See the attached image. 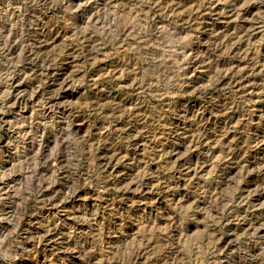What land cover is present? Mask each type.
Listing matches in <instances>:
<instances>
[{
  "label": "rangeland",
  "instance_id": "obj_1",
  "mask_svg": "<svg viewBox=\"0 0 264 264\" xmlns=\"http://www.w3.org/2000/svg\"><path fill=\"white\" fill-rule=\"evenodd\" d=\"M0 264H264V0H0Z\"/></svg>",
  "mask_w": 264,
  "mask_h": 264
}]
</instances>
